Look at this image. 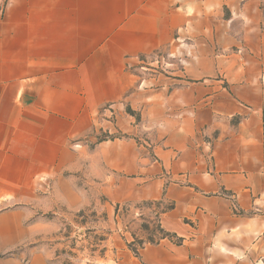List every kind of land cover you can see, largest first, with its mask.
Instances as JSON below:
<instances>
[{
	"label": "crops",
	"instance_id": "crops-1",
	"mask_svg": "<svg viewBox=\"0 0 264 264\" xmlns=\"http://www.w3.org/2000/svg\"><path fill=\"white\" fill-rule=\"evenodd\" d=\"M159 51L184 71L142 77ZM67 173L182 240L121 264H264V0H0V256Z\"/></svg>",
	"mask_w": 264,
	"mask_h": 264
},
{
	"label": "rangeland",
	"instance_id": "rangeland-1",
	"mask_svg": "<svg viewBox=\"0 0 264 264\" xmlns=\"http://www.w3.org/2000/svg\"><path fill=\"white\" fill-rule=\"evenodd\" d=\"M181 59L168 51L150 54L141 59V75L174 77L184 71ZM110 111L106 119L117 128L116 113ZM127 111L138 125L139 115L130 108ZM124 137L119 131L99 128L85 140L91 148L97 142ZM135 140L139 144L149 142L141 137ZM70 176L67 173L63 179H51L35 203L20 204L25 239L1 255L0 264H121L123 250L137 256L134 251L162 239L159 205H108L97 181L86 173L76 179Z\"/></svg>",
	"mask_w": 264,
	"mask_h": 264
},
{
	"label": "trees",
	"instance_id": "trees-1",
	"mask_svg": "<svg viewBox=\"0 0 264 264\" xmlns=\"http://www.w3.org/2000/svg\"><path fill=\"white\" fill-rule=\"evenodd\" d=\"M159 230H160V233L162 234V239H171V240H175V239H176V240H177V244H179V243L182 242V240H181V239H177V237H176L175 235L165 232V231L161 228V226H159ZM151 244H156V243L151 242ZM143 248H144V247H141L140 250L143 249ZM140 250H138V251H134L135 254H136L137 256H139V251H140Z\"/></svg>",
	"mask_w": 264,
	"mask_h": 264
}]
</instances>
